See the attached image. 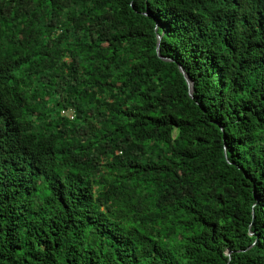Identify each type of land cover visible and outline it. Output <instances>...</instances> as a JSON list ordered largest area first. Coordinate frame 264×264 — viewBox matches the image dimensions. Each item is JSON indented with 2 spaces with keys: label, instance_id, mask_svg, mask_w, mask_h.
I'll list each match as a JSON object with an SVG mask.
<instances>
[{
  "label": "trees",
  "instance_id": "trees-1",
  "mask_svg": "<svg viewBox=\"0 0 264 264\" xmlns=\"http://www.w3.org/2000/svg\"><path fill=\"white\" fill-rule=\"evenodd\" d=\"M0 264H264V0H0Z\"/></svg>",
  "mask_w": 264,
  "mask_h": 264
},
{
  "label": "water",
  "instance_id": "water-1",
  "mask_svg": "<svg viewBox=\"0 0 264 264\" xmlns=\"http://www.w3.org/2000/svg\"><path fill=\"white\" fill-rule=\"evenodd\" d=\"M159 40H160V37H158V44H157V53H158V45H159ZM181 72L183 73L184 71L181 70ZM189 86L191 87V85L189 84ZM225 141V140H224ZM231 254V252H228L226 255L229 256Z\"/></svg>",
  "mask_w": 264,
  "mask_h": 264
}]
</instances>
